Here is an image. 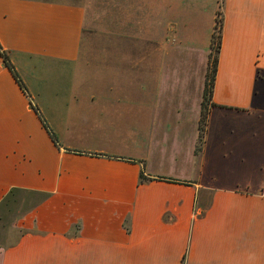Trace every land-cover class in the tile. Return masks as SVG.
<instances>
[{
	"label": "crops",
	"instance_id": "0c3cea01",
	"mask_svg": "<svg viewBox=\"0 0 264 264\" xmlns=\"http://www.w3.org/2000/svg\"><path fill=\"white\" fill-rule=\"evenodd\" d=\"M0 52V264H264V0H0Z\"/></svg>",
	"mask_w": 264,
	"mask_h": 264
},
{
	"label": "rangeland",
	"instance_id": "374dc122",
	"mask_svg": "<svg viewBox=\"0 0 264 264\" xmlns=\"http://www.w3.org/2000/svg\"><path fill=\"white\" fill-rule=\"evenodd\" d=\"M98 14H92L89 15L87 17V23H86V27L84 29V42L85 43H90L92 45H94L95 43H99L100 38H103V36L100 34L102 33V30L105 29H109V28H105L106 26L113 24V21L111 19L109 20H105V19H100L97 16ZM102 16L103 13H99V16ZM106 25V26H105ZM108 37V36H107ZM89 50L85 49L84 51H82V55L80 57V65L82 64L81 71L82 74L86 73L88 75H91L93 73V71L97 70V67H90L88 64L91 62V57L89 55ZM37 99H34L33 97V103H37L36 102ZM62 100L59 101V104ZM171 161L167 162V164H164V170L163 171H177L179 173H183L184 169L187 167V165L185 164L186 162H183L182 160H180L179 162L176 163H170ZM170 163V166H169ZM158 164H153V167L155 169H160L157 166ZM236 166V167H235ZM232 165L231 163H224L221 164L218 168L219 172L222 171V167H226L229 168V170L231 172H235L238 170L237 174L240 173L241 167L237 164ZM175 168V170H174ZM20 212V207H14L11 210H5L0 214V242L6 241V238L10 235L15 236V234L17 233L15 231V229H13L14 227V223L16 221V218L18 217V213Z\"/></svg>",
	"mask_w": 264,
	"mask_h": 264
},
{
	"label": "trees",
	"instance_id": "16d2710c",
	"mask_svg": "<svg viewBox=\"0 0 264 264\" xmlns=\"http://www.w3.org/2000/svg\"><path fill=\"white\" fill-rule=\"evenodd\" d=\"M221 28H222V22L220 17V12L218 11L215 24L213 27V32L210 39L209 44V52H208V58H207V66H206V72L204 77V86H203V93H202V101H201V109H200V118L198 123V140L196 144L195 151L198 152L201 147L202 137L204 134V127L206 124V117L208 113V109L211 105H215L211 102V95L214 85V78L215 73L217 69V56L220 48L221 43ZM0 56L3 59V64L11 71L12 75L16 78L17 76L12 68V66L8 63L5 55L0 52ZM145 178L140 173V182L143 181ZM164 179V178H163Z\"/></svg>",
	"mask_w": 264,
	"mask_h": 264
}]
</instances>
